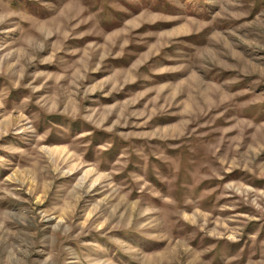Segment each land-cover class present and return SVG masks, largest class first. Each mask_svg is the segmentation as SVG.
<instances>
[{"label": "rangeland", "instance_id": "rangeland-1", "mask_svg": "<svg viewBox=\"0 0 264 264\" xmlns=\"http://www.w3.org/2000/svg\"><path fill=\"white\" fill-rule=\"evenodd\" d=\"M0 264H264V0H0Z\"/></svg>", "mask_w": 264, "mask_h": 264}]
</instances>
